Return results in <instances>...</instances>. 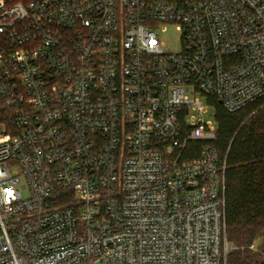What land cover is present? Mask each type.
Listing matches in <instances>:
<instances>
[{
    "label": "built area",
    "instance_id": "2783aa9c",
    "mask_svg": "<svg viewBox=\"0 0 264 264\" xmlns=\"http://www.w3.org/2000/svg\"><path fill=\"white\" fill-rule=\"evenodd\" d=\"M198 93L264 98V0H0V264H227Z\"/></svg>",
    "mask_w": 264,
    "mask_h": 264
},
{
    "label": "trees",
    "instance_id": "16d2710c",
    "mask_svg": "<svg viewBox=\"0 0 264 264\" xmlns=\"http://www.w3.org/2000/svg\"><path fill=\"white\" fill-rule=\"evenodd\" d=\"M206 97L215 108L214 143L226 161V234L233 246L227 264H264V255L250 249L264 237V98L229 112L216 97Z\"/></svg>",
    "mask_w": 264,
    "mask_h": 264
},
{
    "label": "rangeland",
    "instance_id": "374dc122",
    "mask_svg": "<svg viewBox=\"0 0 264 264\" xmlns=\"http://www.w3.org/2000/svg\"><path fill=\"white\" fill-rule=\"evenodd\" d=\"M26 1H28V0H26ZM165 36L167 37L166 41H167L168 45H170L171 47H175L176 45H178L180 43L179 33L177 31H175L173 28H171ZM197 95L204 105L208 104L206 95L201 94V93H198ZM214 111H215V108H213L212 106H209L206 109V112H204L202 115H200V117H202L205 120H214ZM23 194L25 196L26 192H24ZM80 199H81L80 196L76 197V201L80 200ZM250 249L254 252H258L261 255H264V237H262V236L258 237L257 240L254 242V246L250 247Z\"/></svg>",
    "mask_w": 264,
    "mask_h": 264
}]
</instances>
